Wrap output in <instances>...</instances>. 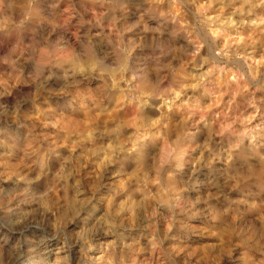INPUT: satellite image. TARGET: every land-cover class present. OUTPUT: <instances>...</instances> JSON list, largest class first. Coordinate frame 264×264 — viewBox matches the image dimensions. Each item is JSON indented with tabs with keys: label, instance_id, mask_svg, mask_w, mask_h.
Returning a JSON list of instances; mask_svg holds the SVG:
<instances>
[{
	"label": "clouds",
	"instance_id": "clouds-1",
	"mask_svg": "<svg viewBox=\"0 0 264 264\" xmlns=\"http://www.w3.org/2000/svg\"><path fill=\"white\" fill-rule=\"evenodd\" d=\"M0 264H264V0H0Z\"/></svg>",
	"mask_w": 264,
	"mask_h": 264
}]
</instances>
